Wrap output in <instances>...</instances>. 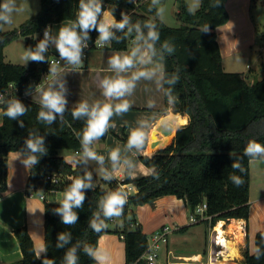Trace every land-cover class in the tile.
Returning <instances> with one entry per match:
<instances>
[{
    "label": "trees",
    "instance_id": "obj_1",
    "mask_svg": "<svg viewBox=\"0 0 264 264\" xmlns=\"http://www.w3.org/2000/svg\"><path fill=\"white\" fill-rule=\"evenodd\" d=\"M200 1V8L193 11L186 0H177V18L181 24L170 27L158 19V7L153 0H98L101 7L98 24L103 22L105 10H109L117 22L128 18L123 29L110 28L113 35L109 47L125 50L133 39L141 40L147 47L151 44L150 54L163 64L167 106L172 104L176 112L190 116L188 124L177 130L168 145L152 155H140L141 161L153 171L139 178L131 177L128 164L123 180L111 177L99 182L81 158L69 161L59 154L60 150L75 152L82 148L88 116L74 117L73 110L77 106H64L62 113H53L54 119L49 123L39 116L41 111L48 109L22 96L32 81L52 70L49 60L53 55L48 46L40 52L41 60H32L27 66L5 60V47L16 39L24 37L26 48L35 53L44 41L43 31L67 20L76 23L80 37L93 43L100 35L98 28H90L85 33L78 26L81 0H40L41 10L32 18L12 30L0 29V95L5 97L1 103L0 190L7 186L10 151L35 158L29 189L48 191L57 187L49 178L54 172L73 176V180L63 183L61 190L68 191L77 178L87 185L81 189L84 194L81 205L71 209L77 216L72 224L63 222V213L58 211L62 204L46 202L45 251L41 257L36 253L27 228L15 230L23 257L12 264H69L70 254L73 264H99L94 255L99 238L110 231L124 238L126 264H140L149 247V237L132 208L154 203L167 195L184 199L191 213L206 202V214L211 216L206 221L211 225L218 220L248 218L250 160L264 158V154H248L245 149L251 141L264 146V75L251 83L243 73L224 69L216 29L229 21L227 0ZM2 23L0 21V25ZM148 25L158 34L155 41L148 38ZM36 34L40 36L36 38ZM11 84L18 88L19 97L10 96L14 92ZM13 102H19L24 108V112L14 118L6 114ZM108 133L107 128L99 139L107 138ZM37 139L41 141L42 151L33 152L28 141ZM124 140L128 143L127 138ZM236 164L239 167H234ZM121 184H131L135 188L128 199ZM114 192L123 195L126 203L119 215L108 217L102 202ZM115 217L119 223L113 229ZM93 225H99V230ZM255 242L256 252H245L243 264H264V231L256 234Z\"/></svg>",
    "mask_w": 264,
    "mask_h": 264
},
{
    "label": "crops",
    "instance_id": "obj_2",
    "mask_svg": "<svg viewBox=\"0 0 264 264\" xmlns=\"http://www.w3.org/2000/svg\"><path fill=\"white\" fill-rule=\"evenodd\" d=\"M256 1L227 0L229 21L216 29L224 69L226 70L228 66V60H234L230 62V66L238 60V65L243 63L246 67L240 72L245 76L247 72L251 74L259 69L263 72L264 68V15L262 17V13L256 15L254 12L261 5L264 7V0L260 1L259 6ZM187 3L189 4L188 1ZM191 8L196 11L200 6L196 10L192 6ZM178 10L179 8L177 12ZM105 12L110 13L111 18L116 21L115 16L109 10L102 13L103 20ZM157 17L162 22L159 11ZM62 27H74L77 32L76 23L71 20L47 27L51 32L49 49L52 53V48H54L52 45H55V40L58 39ZM261 27L263 29H260ZM39 36L40 34L35 35L36 38ZM18 41L28 50L26 39L20 37L5 47V60L27 66L33 60L30 56L28 64L8 59L7 50ZM109 46L110 44L90 49L87 59L79 67L53 68L50 80L39 89L32 90L27 97L42 104L43 93L52 90L63 96L64 106H78L82 101L87 102L88 106L96 103L101 105L109 103L113 106L107 138L93 140L86 147L73 151L71 156H64L69 161L75 157L81 158L99 182L111 177L123 180L128 164L132 178L151 174L153 169L141 161L140 155H152L156 150L168 145L177 130L188 124L190 120L189 114L176 112L172 104L167 106L164 94L163 64L153 59L148 47L141 40L133 39L125 50H114ZM134 48L140 49V56L132 68L120 73L111 68L110 57L116 54L121 56L130 54ZM10 54L18 57L14 56L12 50ZM57 56H52V58ZM24 57L27 55L20 56V58ZM140 71L151 73V78L141 77L136 80L135 87L130 94L120 99L107 98L103 95L101 82L105 78L114 79L118 75L130 78ZM124 100L128 101L129 110L121 113L115 112V106ZM2 122L3 107L0 104V125ZM161 128L168 130L169 133H164ZM134 130H141L145 134L144 143L140 148H129L124 140L129 139ZM86 149L94 152L97 159L89 158L85 154ZM113 151H118L116 161L110 157ZM30 158L20 151H10L7 155V186L5 190H0V262L2 264H12L23 257L15 233L19 227L27 228L38 257H41L45 251V204L55 202L50 197L60 190L47 192L46 199L40 198L41 192L37 188L31 195L32 192L28 188L32 166V163H29ZM250 174V207L247 219L218 220L215 225H211L206 220L192 223L191 212L186 201L174 195H167L157 199L154 203L132 208L143 231L149 237V244L153 234L162 227L174 226L168 242L162 244L155 264H214L217 259L224 262L226 256L233 252L235 256L232 258L230 256L227 263L243 264L245 252H256V234L264 231V158L250 160ZM134 190L133 187L132 191ZM117 223L119 222L115 217L112 224L113 229ZM219 225L224 237L230 243L229 249L218 242L217 228ZM186 246L188 249L185 248ZM94 255L99 264H126V246L123 236L115 231L104 233L99 238ZM97 257H103V260H98ZM142 261L140 264H148L144 256Z\"/></svg>",
    "mask_w": 264,
    "mask_h": 264
},
{
    "label": "clouds",
    "instance_id": "obj_3",
    "mask_svg": "<svg viewBox=\"0 0 264 264\" xmlns=\"http://www.w3.org/2000/svg\"><path fill=\"white\" fill-rule=\"evenodd\" d=\"M156 0H154V3ZM81 11L78 17V26L86 30L97 27L100 33L98 44L100 42L108 41L113 33L110 31V28L115 27L117 29H123L128 23V18L125 17L121 21L117 22L114 18H111V14L105 12V19L103 22L97 23V16L101 12L100 3L98 0H88V3H84V0H81ZM0 21L6 23L10 22V14L13 11V5L11 0L5 2L3 5H0ZM149 32L148 38L152 41L158 39V34L152 30V26L148 25ZM137 30L139 31V26L137 25ZM47 36V34H46ZM46 41H42L38 46V51L35 53H30L29 55L33 60H41L42 56L40 52L45 50ZM56 47L59 51V54L62 58H66L70 63L79 64L80 62V36L75 31V28L62 27L59 31L58 39L56 41ZM149 48L152 47L151 44L148 45ZM171 51V49H168ZM140 56V49L134 48L130 54L127 55H113L109 59V65L112 69L116 70L117 73L125 72L128 69L134 66L136 59ZM151 73L147 71H140L134 73L130 78H125L123 76H117L116 78H105L102 83L103 95L107 98H116L120 99L126 94H130L132 89L135 87V81L139 80L141 77L151 78ZM42 104L48 109L47 112L41 111L39 116L47 122H51L54 119L53 113H62L64 111L65 100L63 96L56 91H45L42 96ZM128 101L124 100L121 103L115 106V112L121 113L129 110ZM113 106L109 103H100L94 104L91 109L89 108L87 102H81L74 110L73 116L79 117L82 115H87V126L83 131L82 143L84 145L90 144L93 140H96L103 136L109 126V120L113 115ZM24 112L23 106L19 102H13L9 105L7 109V115L9 117H15L20 113ZM145 139V134L141 130H134L131 132L128 139V146L140 148ZM28 147L33 151H42L41 141L39 139L33 141H28ZM248 154H264V146L255 141L249 142L247 148L245 149ZM85 154L92 159H97V156L90 149L85 150ZM110 157L113 161L118 159V151H113L110 154ZM35 158L32 157L29 160V163H34ZM234 167H239L238 164ZM235 179V178H234ZM236 183L239 184L240 181L237 179ZM84 180L75 179L68 191L64 193V199L62 201V208L58 209L63 213V222L65 224H72L76 221L77 216L72 212L73 206H80L84 200V194L81 192V189L86 187ZM126 203V200L123 195L119 192H114L108 195L102 202V208L105 216L111 217L114 215H119L123 205ZM96 230H99V225H93ZM61 239H64V236H61ZM73 257L69 255V264H73ZM98 260H103V257H97Z\"/></svg>",
    "mask_w": 264,
    "mask_h": 264
},
{
    "label": "built area",
    "instance_id": "obj_4",
    "mask_svg": "<svg viewBox=\"0 0 264 264\" xmlns=\"http://www.w3.org/2000/svg\"><path fill=\"white\" fill-rule=\"evenodd\" d=\"M47 34V36H46ZM100 36V35H99ZM99 36L96 37L93 43L89 42L86 38L80 37V62L79 64H73L70 63L66 58H62L60 55L57 57H51L49 60V65L53 68L60 67L62 69L64 68H75L79 67L81 63H83L84 60L87 59L88 53L90 49L93 47H105L108 44H110V39L106 42H100L97 43L99 40ZM43 40L46 41V46H50V40H51V32L48 28H46L43 31L42 34ZM51 72L45 73L39 80H35L31 82L30 87L23 93L22 96L28 97L29 93L32 92V90H37L40 87H42L44 84H46L50 80ZM11 89H13V93L10 94L11 97H19L18 95V88L11 84ZM5 100V97L3 95H0V104L3 103ZM86 147V145L83 144L82 148ZM51 182L57 186L51 190H46L44 188H39L41 195V199H46L47 192L50 191H56L61 190V187L63 186V183L68 179L73 180V176H64L63 174H59L54 172L52 175L49 176ZM123 194L126 199H128L129 195L132 193L133 187L131 184H121L120 185ZM36 188H30L31 195H33V191H35ZM63 191V190H62ZM207 203L203 202L200 205H198L193 213L190 215V220L192 223H198L203 220H208L211 218V216L206 214L207 210ZM174 226L171 225H165L160 230H158L156 233L153 234L151 237V242L149 244V247L144 254V257L148 264H155L157 261V258L159 256V251L161 249V246L163 243H167L170 234L173 232Z\"/></svg>",
    "mask_w": 264,
    "mask_h": 264
},
{
    "label": "rangeland",
    "instance_id": "obj_5",
    "mask_svg": "<svg viewBox=\"0 0 264 264\" xmlns=\"http://www.w3.org/2000/svg\"><path fill=\"white\" fill-rule=\"evenodd\" d=\"M1 1V5H3L5 2H8V0H0ZM189 2V4L193 7L194 10L198 9L200 6V0H187ZM260 1L262 0H257L256 4L259 6ZM12 5H13V11L10 14V22L6 23L3 21L2 25H1V29L3 31H8V30H12L14 28H17L20 26V24H22L23 22L27 21L28 19L32 18L34 15H36L40 10H41V4H40V0H11ZM156 5L158 7V11L160 14V19L162 20V22H164L165 25L170 26V27H178L180 26V21L177 18V9H178V2L177 0H156ZM262 6V5H261ZM259 7L256 8V10L254 11L256 15L261 14V16L263 17L264 15V7ZM70 21V20H67ZM66 22V21H63ZM73 22V21H72ZM61 23V22H60ZM260 29H263V27H261ZM56 41L55 40V45H52V55H60L59 51L55 46H56ZM14 46V47H13ZM11 50L13 51L14 56H18V57H13L12 54H10ZM7 53L9 54L8 59L10 60H14L15 62H19V63H24V64H28L29 59L28 57L30 56L29 54L31 53L30 51L26 50L24 45L21 44L20 41L16 42L15 44L12 45V47H10L7 50ZM23 55H27V57L24 58H20V56ZM31 57V56H30ZM234 61V60H233ZM232 60H228L227 61V68L226 71L227 72H242L246 67L245 65H243V63L241 65H238L237 62L238 60H236V64L232 66H230V62H233ZM16 64V63H15ZM240 70V71H238ZM264 73L262 72V70H257L254 73L249 74V72H247V80L248 82H254L256 80H259L263 77ZM72 150H60V155L65 156V157H69L73 154ZM66 192V190H60L56 195H51V199L52 201H55L56 203L62 204V201L64 199V193ZM50 199V200H51ZM185 248L188 249V246H186Z\"/></svg>",
    "mask_w": 264,
    "mask_h": 264
},
{
    "label": "bare ground",
    "instance_id": "obj_6",
    "mask_svg": "<svg viewBox=\"0 0 264 264\" xmlns=\"http://www.w3.org/2000/svg\"><path fill=\"white\" fill-rule=\"evenodd\" d=\"M218 224H220V223H218ZM217 230H218V242L220 243V244H223L224 245V247L225 248H227V249H229L230 248V243L226 240V238L224 237V235H223V230L220 228V225L218 226V228H217ZM239 242V241H238ZM217 243V242H216ZM221 250V249H220ZM236 252V251H235ZM218 254V253H217ZM229 254V253H228ZM230 256H231V258H232V256L234 257L235 256V254H234V252L233 253H231V254H229V255H227L226 256V258H225V261L224 262H220L218 259L217 260H215V262H214V264H226L227 263V261H228V259L230 258ZM228 264V263H227Z\"/></svg>",
    "mask_w": 264,
    "mask_h": 264
},
{
    "label": "water",
    "instance_id": "obj_7",
    "mask_svg": "<svg viewBox=\"0 0 264 264\" xmlns=\"http://www.w3.org/2000/svg\"><path fill=\"white\" fill-rule=\"evenodd\" d=\"M162 130H163V128H161ZM164 131V133H169V131L168 130H163Z\"/></svg>",
    "mask_w": 264,
    "mask_h": 264
}]
</instances>
